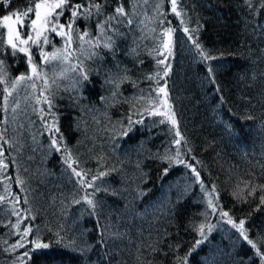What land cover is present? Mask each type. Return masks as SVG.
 Masks as SVG:
<instances>
[{
  "label": "trees",
  "instance_id": "trees-1",
  "mask_svg": "<svg viewBox=\"0 0 264 264\" xmlns=\"http://www.w3.org/2000/svg\"><path fill=\"white\" fill-rule=\"evenodd\" d=\"M69 3H83L85 11L91 7V0ZM96 3L99 15L92 8L89 19L73 20L68 62L46 64L41 49H33L36 65L47 73L43 96L50 110L42 98L37 103L45 78L15 84L21 75H32L27 57L12 55L6 34L0 44L6 71L0 80V133L8 142L0 140L8 164L0 173V196H5L0 202V264H178L201 239L200 224L207 240L187 264H262L228 219L244 220L249 239L264 252V0H177L180 16L172 12L171 0ZM26 6V0H13L9 8L0 6V17ZM120 6L127 15L106 24L102 36L97 21L105 23ZM70 14L66 8L59 23L69 21ZM168 28L174 30L171 67L159 86L166 81L176 126L145 111L154 108L149 91L154 98L158 85L147 77L159 72L156 49H162ZM77 32L89 33L100 45L93 49L97 55L88 58L77 50ZM189 34L214 59L205 60ZM48 36L44 52L67 47L65 38ZM109 38L111 47H104ZM40 109L59 128V151L51 146ZM177 129L184 138L180 146L173 142ZM69 155L68 163L82 177L65 163ZM94 177L93 187L80 183ZM85 195L96 202L95 209L82 199ZM16 196L21 198L19 230L11 214ZM209 198L215 211L208 207ZM25 226L34 233L25 238V247L6 250ZM37 238L49 248L34 249L28 241ZM26 250L28 257L23 256Z\"/></svg>",
  "mask_w": 264,
  "mask_h": 264
},
{
  "label": "snow or ice",
  "instance_id": "snow-or-ice-1",
  "mask_svg": "<svg viewBox=\"0 0 264 264\" xmlns=\"http://www.w3.org/2000/svg\"><path fill=\"white\" fill-rule=\"evenodd\" d=\"M13 0H0V6H3L5 8H9L10 5L12 4ZM250 3V0H248ZM26 7L21 10L17 9L15 11H10L8 14L3 15L0 17V29L6 30V43L7 45L13 50L12 55H15L17 52L19 53H25L28 59V63L31 66V76H24L21 75L19 78H17L14 83L15 84H20L24 82L25 80H32L33 77L35 79H41L44 77L45 79L43 80V84L41 87V97H37V103L41 102V98L43 102L48 103L49 105V110L51 109L52 105L51 102L48 100V97L43 96V92L48 89V80L46 79L47 73L44 72L43 66H37L35 62L33 61L32 54L30 52V47L32 45H35L36 47L41 49V56L44 60V63L51 65L53 61H59L60 63H66L70 60V57L72 56V50H71V44L73 42V29H72V23L74 21H69L67 25V31H64L65 25L59 23L60 17L63 15V12L66 8L70 10L71 12V17L72 18H79L83 17L84 19H89L91 17L92 13V8L96 9V15L100 14L101 11V5L96 3V0H91V7L85 11L84 10V5L83 3L81 4H70L69 0H26ZM171 5H172V12L175 13L176 16H180V12L177 11V0H171ZM264 7V5H262ZM59 10V11H57ZM116 15L109 17L108 21L105 23H100V21H97L98 27L100 28L101 35L103 36L105 34V27L106 24H110L112 19H118L119 17L126 16L127 13L125 12L123 6L117 7L115 9ZM27 21V23H26ZM121 23H127L131 25L133 23L132 20H121ZM24 28H28L29 31L25 33L23 31ZM172 28H168L165 30V35L167 36V39L161 38V44H162V49L160 47H157L156 52L159 59H157V66L159 69V72H162V77L159 76V72L157 75L152 76V77H147V79L150 80H155L158 87L156 89L157 95L153 98L151 96V90L149 91V99L151 100L152 104L154 105V108L152 109H146L147 113L149 115H161V116H167L168 120L171 121V124L173 126H176L177 121L174 118V113L171 112V105L168 104L167 102V97H168V91L166 87H160V79L167 77L169 74L170 70V57L173 54V40H172V33H173ZM185 33H188L189 30L187 28L184 29ZM48 33H55L58 36H61L62 38H65V45L67 47L61 48V49H56L54 52L47 53L43 51V45L49 44V36ZM5 33L4 31L0 30V44L5 43V40L3 39ZM26 37V38H25ZM87 37V39H86ZM76 39L80 41V46L77 49L80 51L82 54H85L88 56V58H91L93 55H97L93 49L96 47H100L98 43H93L91 40V36L89 33H84L80 34L77 32L76 34ZM189 40H193V36L189 34L188 36ZM194 46L200 50V55L205 59V60H212L214 57H212L210 54H208L206 51H204L201 48V45L199 44L198 41L193 40ZM84 44H88V49L84 48ZM112 41L109 38L105 43L104 47H111ZM4 61L0 60V80H3L6 77V71L3 67ZM163 66V67H160ZM69 69L72 71H76V66L69 64ZM209 72V77H210V82H214V74H213V68L209 66L208 68ZM63 74V70L61 75ZM82 79H87L86 74H82ZM6 82V81H5ZM52 83H55V79L52 80ZM166 84V81H165ZM31 87L35 88L36 85L33 82ZM219 90V89H217ZM163 94L164 99L161 100L160 95ZM9 95H11L9 93ZM7 96L5 97V101L7 102ZM221 102H223V98L221 97ZM161 108H166V111H161ZM40 119L45 127V130L51 133L50 140H51V146L55 147L57 151L60 150L59 144L62 141L63 137L61 135L60 139L58 140L56 138V133L59 132V128L55 127V124H49L48 120L46 119L44 113V109H40ZM55 119L53 115V120ZM142 122V121H138ZM163 123L164 121H160ZM132 121L131 118H129V125H131ZM155 123V122H154ZM125 135L127 132L124 133ZM177 137H180L177 139ZM0 140H4V135L0 133ZM184 138L181 136L179 130L177 129L175 131V135L173 136V142L177 145L180 146L182 144V141ZM8 143L7 140H4V144ZM4 144H0V173L4 172L8 168V164L5 163L4 161L7 159V157L4 156ZM65 151H67L65 149ZM181 155L179 148L176 150V157L179 158ZM71 159L70 155L66 158L65 163H68V161ZM178 163H184L183 160L177 159ZM68 167L72 168L73 173L78 176L82 177V172L77 171L75 168L72 167V163H68ZM186 167L191 168L192 172L195 173L196 178L199 179V172L196 170L195 167L192 165H186ZM165 174H167L168 169H165ZM86 175V173H84ZM100 176H103L104 173H100ZM96 178H93V181H88L85 182L83 179L80 180V183L83 185L87 183V187H93L94 185V180ZM17 183L23 184L24 182L22 180H17ZM202 183V182H201ZM95 190H99L96 188ZM213 191H215V188H213ZM255 191V189H253ZM20 197L16 196L15 197V203L13 204L11 214L17 216V224L14 225L19 230L20 227V217H21V210L17 208V205L20 202ZM84 201L87 202L88 205H90L93 209L96 207V202L93 199L89 198V195H85L82 198ZM5 201V196H0V202ZM25 204L28 203L27 199H24L23 201ZM76 203H80V200H76ZM261 202L264 203V197H261ZM208 207L212 208L213 211L216 210V205L213 202L212 198H209L208 200ZM24 211H29L28 209H25ZM0 212H3V207H0ZM222 216L227 217L228 213L221 211L220 213ZM32 219H35V217H31ZM228 223L232 225L233 228H236L240 236L243 237L245 241L249 245L252 246V248H255L256 255L261 257L262 264H264V252H261V249L257 247V244L253 242V240L249 239L247 230L245 229V221L240 220L239 223H235L231 217L228 219ZM199 232V235L201 239H198L195 241V243L192 245L190 248L189 252L186 254L185 257L180 258L178 264H187V258L188 256H191L192 252H194L201 244L207 240V234L205 232V225L200 224L199 228L197 229ZM212 226H208V231L211 232ZM29 234H34L33 233V228L31 226H25L23 229L22 233L20 234V239L17 240L15 244L10 245L9 251H15L18 248H24L25 247V238L29 236ZM59 236V233H57ZM119 235V234H117ZM61 240H63V237H60ZM101 242H103V235H101ZM6 243V242H5ZM28 243L34 245V249H47L49 248L48 243H41L39 241V238L33 241H28ZM74 246V242H73ZM87 250L82 249V251ZM24 257L29 256V252L26 250L23 253ZM243 264V262H241Z\"/></svg>",
  "mask_w": 264,
  "mask_h": 264
},
{
  "label": "rangeland",
  "instance_id": "rangeland-1",
  "mask_svg": "<svg viewBox=\"0 0 264 264\" xmlns=\"http://www.w3.org/2000/svg\"><path fill=\"white\" fill-rule=\"evenodd\" d=\"M9 13V12H8ZM7 13V14H8ZM70 21H73V20H70ZM68 22L69 21H67L64 25H65V29H64V31H66V30H68L67 29V25H68ZM73 24V23H72ZM23 31L25 32V33H27L28 31H29V29L28 28H24L23 29ZM5 34H6V30H5ZM26 38V37H25ZM62 44L64 45V42H62ZM65 46V45H64ZM36 46L35 45H32L31 47H30V52H31V54H32V58H33V61L35 62V64H36V58H34V52H33V49L35 48ZM26 55V54H25ZM27 57V56H26ZM27 62H28V59H27ZM28 65H29V63H28ZM29 68H30V70H31V66L29 65ZM164 99V97H163V94H162V99L161 100H163ZM167 102H168V104L170 105V102H169V100H168V97H167ZM161 111H166V108H161ZM171 112H172V109H171ZM166 118H167V116H165ZM168 119V118H167ZM170 121V120H169Z\"/></svg>",
  "mask_w": 264,
  "mask_h": 264
},
{
  "label": "bare ground",
  "instance_id": "bare-ground-1",
  "mask_svg": "<svg viewBox=\"0 0 264 264\" xmlns=\"http://www.w3.org/2000/svg\"><path fill=\"white\" fill-rule=\"evenodd\" d=\"M68 20H69V21H70V20H74V18L71 17V14L69 15ZM26 23H27V22H26ZM164 85H165V84H164ZM164 85H163V87H165ZM170 122H171V121H170Z\"/></svg>",
  "mask_w": 264,
  "mask_h": 264
}]
</instances>
